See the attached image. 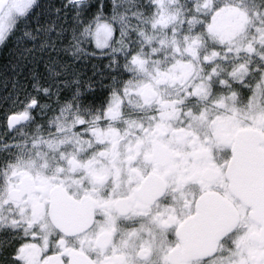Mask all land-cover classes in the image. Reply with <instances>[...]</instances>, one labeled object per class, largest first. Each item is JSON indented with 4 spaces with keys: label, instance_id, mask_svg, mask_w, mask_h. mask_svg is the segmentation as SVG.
<instances>
[{
    "label": "snow or ice",
    "instance_id": "obj_1",
    "mask_svg": "<svg viewBox=\"0 0 264 264\" xmlns=\"http://www.w3.org/2000/svg\"><path fill=\"white\" fill-rule=\"evenodd\" d=\"M0 264H264V0H0Z\"/></svg>",
    "mask_w": 264,
    "mask_h": 264
}]
</instances>
